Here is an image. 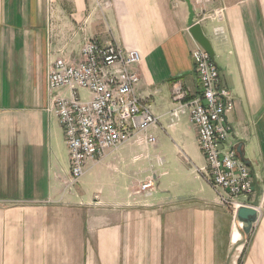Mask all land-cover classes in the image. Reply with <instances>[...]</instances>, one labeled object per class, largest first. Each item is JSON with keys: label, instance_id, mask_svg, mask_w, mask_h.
Wrapping results in <instances>:
<instances>
[{"label": "crops", "instance_id": "0c3cea01", "mask_svg": "<svg viewBox=\"0 0 264 264\" xmlns=\"http://www.w3.org/2000/svg\"><path fill=\"white\" fill-rule=\"evenodd\" d=\"M187 1L0 0V264H233L241 243L234 213L205 179L189 116L169 119L174 82L190 94L200 90ZM216 8L222 21L200 25L234 103L226 114L229 143L253 173L249 202L257 205L264 192V0L206 4ZM218 24L224 36L213 34ZM88 39L140 53L135 92L157 117L148 133L163 140L107 151L71 185L63 130L47 110L55 91L46 75L58 57L79 61ZM149 176L156 185L145 196L139 185ZM259 211L239 264H264V201Z\"/></svg>", "mask_w": 264, "mask_h": 264}, {"label": "built area", "instance_id": "2783aa9c", "mask_svg": "<svg viewBox=\"0 0 264 264\" xmlns=\"http://www.w3.org/2000/svg\"><path fill=\"white\" fill-rule=\"evenodd\" d=\"M208 2L191 0L193 23L201 24L206 19L222 21L223 9L209 11ZM212 31L215 36L225 34L220 24ZM195 43L191 58L200 90L190 94L179 81L172 84L170 122L174 123L181 115L189 116L205 160V179L221 205L233 213L241 205L259 210L264 192L257 205L249 202L254 193L253 173L229 143L226 114L233 109V100L221 82L216 64L207 51ZM80 54L77 62L56 58L46 75L47 89L55 91L47 110L56 113L63 130L71 185L85 172L86 162L102 159L107 151L132 140L156 142L148 129L157 123V117L135 92L140 80L135 68L141 60L140 53L124 49L116 42L88 39ZM80 90L86 95L81 96ZM161 162L158 157V164ZM155 185V176H149L140 183L139 190L150 196Z\"/></svg>", "mask_w": 264, "mask_h": 264}, {"label": "water", "instance_id": "95a60500", "mask_svg": "<svg viewBox=\"0 0 264 264\" xmlns=\"http://www.w3.org/2000/svg\"><path fill=\"white\" fill-rule=\"evenodd\" d=\"M189 16H188V31L190 32L192 38L199 43L209 54L210 58L213 59V48L210 40L204 35L201 25L199 23H193L194 11L190 1H187ZM238 155L241 160H243L242 155L237 149ZM260 216V211L252 206L241 205L238 206L234 212V240L235 242L240 241L238 248V255L233 261V264H238L243 250L245 248L246 239L250 236L254 224L258 221ZM235 232L237 234L235 235Z\"/></svg>", "mask_w": 264, "mask_h": 264}, {"label": "rangeland", "instance_id": "374dc122", "mask_svg": "<svg viewBox=\"0 0 264 264\" xmlns=\"http://www.w3.org/2000/svg\"><path fill=\"white\" fill-rule=\"evenodd\" d=\"M79 94H80L81 96H85V95H86V92L83 91V90H80V91H79ZM164 135H165V137H166V139H167L168 141H171L168 135H166L165 133H164ZM155 137H156L157 140H160V141L163 140V139H162V138H163L162 136L159 137L158 135H156ZM230 137H231V134H230ZM197 146H198V144H197ZM198 148H199V147H198ZM199 151H200V149H199ZM200 152H201V151H200ZM155 169H156V170H159V167H155ZM250 234H251V233H250ZM248 239H249V237L246 239L245 248H244V250H243L242 256H243L244 251L246 250V247H247V245H248V241H249ZM242 256H241V257H242ZM240 259H241V258H240ZM239 263H240V260H239L238 264H239Z\"/></svg>", "mask_w": 264, "mask_h": 264}, {"label": "bare ground", "instance_id": "6f19581e", "mask_svg": "<svg viewBox=\"0 0 264 264\" xmlns=\"http://www.w3.org/2000/svg\"><path fill=\"white\" fill-rule=\"evenodd\" d=\"M237 234V232H235V235Z\"/></svg>", "mask_w": 264, "mask_h": 264}]
</instances>
